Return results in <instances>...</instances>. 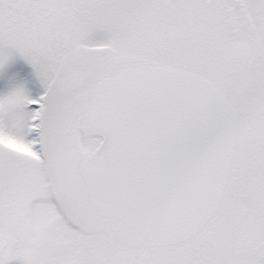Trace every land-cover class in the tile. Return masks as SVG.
I'll list each match as a JSON object with an SVG mask.
<instances>
[{
    "label": "snow or ice",
    "instance_id": "6c2138e0",
    "mask_svg": "<svg viewBox=\"0 0 264 264\" xmlns=\"http://www.w3.org/2000/svg\"><path fill=\"white\" fill-rule=\"evenodd\" d=\"M0 264H264V0H0Z\"/></svg>",
    "mask_w": 264,
    "mask_h": 264
}]
</instances>
